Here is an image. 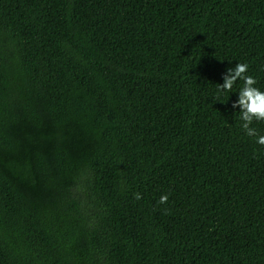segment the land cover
Returning a JSON list of instances; mask_svg holds the SVG:
<instances>
[{
  "label": "trees",
  "instance_id": "trees-1",
  "mask_svg": "<svg viewBox=\"0 0 264 264\" xmlns=\"http://www.w3.org/2000/svg\"><path fill=\"white\" fill-rule=\"evenodd\" d=\"M237 62L264 0H0V264H264Z\"/></svg>",
  "mask_w": 264,
  "mask_h": 264
},
{
  "label": "clouds",
  "instance_id": "clouds-1",
  "mask_svg": "<svg viewBox=\"0 0 264 264\" xmlns=\"http://www.w3.org/2000/svg\"><path fill=\"white\" fill-rule=\"evenodd\" d=\"M223 82L217 88V94L231 93L237 81H242V86L236 93V99L231 102V110L238 111L241 128L249 137H254L255 142L264 145V135H261L254 122L264 121V90L258 87V79L249 73V65L246 62H237L234 67L226 68L222 74ZM140 198V194L136 195ZM167 201V196L160 198L161 203Z\"/></svg>",
  "mask_w": 264,
  "mask_h": 264
}]
</instances>
